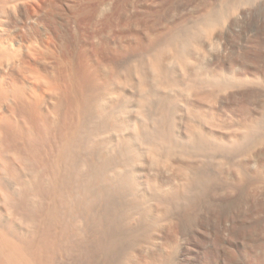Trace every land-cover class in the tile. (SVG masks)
<instances>
[{
    "label": "bare ground",
    "instance_id": "1",
    "mask_svg": "<svg viewBox=\"0 0 264 264\" xmlns=\"http://www.w3.org/2000/svg\"><path fill=\"white\" fill-rule=\"evenodd\" d=\"M248 1L226 2V7L222 9L219 7V10L207 8L202 22H198L200 24L197 26L193 25L195 27L192 26L194 29L191 28L192 32L189 31L191 36L185 37L186 39L179 38L178 33L175 32L177 29L172 31L176 25L174 26L172 21L166 20L162 24L164 28L162 29H166L162 33L163 37H160V34L157 38L147 41L142 47L149 64L142 61L139 68L136 67V71L134 69L132 71L129 68L132 58H129L131 61L128 60L130 44L124 35H119L113 44L106 46L119 62L114 64L99 63L98 65V63L86 60L80 68L73 58L65 59L61 55H55L48 43H37L32 40L15 42L2 38V31L6 26L3 21L4 17L18 9L23 0H0V228H2L0 231H4L5 237L8 235L7 238L11 236L20 241L28 238L27 235L35 230L30 226L33 223L30 218L29 221L32 223L28 222L29 215L26 217L22 211L25 210L22 209L24 205V208L31 206L29 202V205H26V201L29 199L24 197L26 201L23 202L24 200L20 199L21 202L15 194L17 189L23 190L24 193V190H28L32 182L36 180L33 179L37 173H43L44 178L51 180L54 189L58 187L63 189L59 192L58 188L56 191L60 194L53 196L54 193H52L50 196L53 198L61 196L59 201H61L62 209L60 212L62 211L61 215H65L61 217L65 220L68 219L66 224L70 222L68 225L72 226V231H70L71 229L68 231L69 228H66L68 226L64 224L63 227L61 224L63 230H67L66 238L69 237L68 233L74 232L79 236L82 231L85 233L83 224L85 217L81 211L85 209L84 206L89 210L88 218L91 230L97 231V228L93 227V225L96 226V213L92 214L95 208L94 202L99 199L96 198L98 190L95 189L96 192L94 190L96 186L100 191H106L105 194L114 193L116 197H119L117 199L125 198L126 201L120 200L121 203H117L113 211H109L107 214V217L112 220V223L115 222L116 226L113 229L115 231L114 239L112 238L113 243L105 242L106 240L104 243H97L99 246L91 252V255L96 256L98 252L105 255L111 246L115 251L119 250L121 243L126 242L128 243L127 249L123 251L122 259L117 264H160L165 262L168 256L156 251L135 250L134 246L140 244L141 241L143 244L144 238L146 241L148 238L149 242L154 241L155 237L159 235L158 227L165 222L171 221L172 223L174 220L173 222H177L178 225L182 224V218L177 212L180 201L187 202L186 204H189L191 209L195 208L200 200L199 196L190 198V200L185 196L195 177L196 180L202 177L201 172L194 171L192 161L199 158L201 152L205 153L202 149L227 152L225 151L227 149L221 148L219 142H224V146L225 140L226 143L230 141L232 145L239 143L237 134H220L221 132L217 133L218 131L214 130L217 128L212 127L216 126V120H219L220 116L226 114L227 111L219 101V96L232 87L254 83L257 72L251 68L231 69V74L226 76L224 73L223 75V67L217 62L219 56L216 50L220 48V45H217L216 39L221 38L220 35L226 23L234 22L232 20L238 12L245 13L243 4ZM230 66L232 63L229 64ZM131 74L137 76L143 90L142 87L139 88L140 90L138 89L139 91L131 90L133 80H131L133 78ZM176 85L190 86L186 87L187 91L182 94L180 90V92L175 91ZM196 96L197 98H195ZM191 113L192 115H190ZM193 113H196L197 116L194 114L196 117H193ZM150 118L156 121V127L159 129L157 132L160 134L156 133V136L153 134L155 136L153 138L158 137L159 140L150 139L152 134L148 135L149 137L145 134L147 130L149 131L147 127L150 125L147 126L146 120ZM248 120V122L239 121L238 123L242 129L244 128L243 135L245 137L247 132L250 135L249 131L252 130L251 133L257 134L254 140L255 145L252 144L260 145L264 140V126L263 129L261 125L258 128L257 125L259 126L261 123ZM207 121L212 123L211 127V124L207 127L209 124ZM168 122L173 125L169 126ZM217 126L221 128L224 125L217 124ZM242 147L245 148V146ZM253 147L245 148V152H249L250 156L253 155V160L251 157H247L249 160L244 159V162H237L239 160H235V157L231 158L238 175L241 173L240 175H244V177L254 176L257 171L262 170L261 155L264 150L253 149ZM229 150L228 148V153H230ZM245 152H241V154ZM219 155L222 156L221 153ZM203 156L205 157V155ZM203 156L201 158H204ZM32 163L36 165V168L31 167ZM82 170L85 172L81 173ZM198 176L199 179H197ZM243 178L241 179L242 183ZM72 180L74 183L76 181V187L69 184V181L72 183ZM49 183L50 181L48 185ZM100 195L102 196V194ZM51 208L50 210H52ZM48 212L50 214V211ZM97 218L99 217L97 216ZM130 220L135 221L136 230L124 227V223L130 222ZM102 222L99 224L101 225ZM130 226L135 227V225ZM113 227L112 225L111 228ZM98 231L102 236L106 230L102 229L104 232H101V229H98ZM97 232L93 231L96 235ZM165 235L169 237L168 234ZM74 237L77 239L75 235ZM94 237L95 235L92 238L94 239ZM49 238L46 239L49 240ZM79 238L83 239L82 236ZM103 238L105 239V237ZM80 239L79 241H82ZM99 239L97 241H100ZM8 240L3 241L8 242ZM14 242L18 244L17 241ZM3 245V248L6 247L5 244ZM13 245L14 249H19L17 251L22 252L20 244L17 247ZM9 247L11 246L9 245ZM35 248L37 250L39 247ZM12 249L7 248L8 253L5 252V255L9 256L6 258L10 264L20 260L17 257L20 253L17 254L15 253L17 251ZM40 251L36 252H39L38 254L41 256L44 251ZM68 252L70 255V250ZM38 254L34 256L40 263L42 257L37 256ZM13 256L18 259H12ZM24 257L26 260L20 256L24 260L21 259L23 264H34L31 258L28 259L26 255ZM105 257L107 258V256ZM33 258L35 259V257ZM51 260L54 263L56 257H52ZM63 260L65 261V259ZM20 262L17 261L19 264Z\"/></svg>",
    "mask_w": 264,
    "mask_h": 264
},
{
    "label": "rangeland",
    "instance_id": "2",
    "mask_svg": "<svg viewBox=\"0 0 264 264\" xmlns=\"http://www.w3.org/2000/svg\"><path fill=\"white\" fill-rule=\"evenodd\" d=\"M168 1L23 0L18 9L12 12L9 16L4 17L3 21L6 26L2 31L1 36L4 39L7 38L15 42H25L28 40H32L37 43H48L55 55H61L65 59L73 58L76 61L78 68H80V66L86 60L87 62L93 61L95 63H98V65L99 63L114 64L116 62H119V60L116 59V56L113 55L106 46L108 44H113L119 35H124L126 41L131 45L128 46V52H130L128 53V60L129 58H132L131 60L133 62L129 60L131 61L129 62V68L133 71V69L135 70L136 67L139 68L140 64H142V61L147 65L149 64L146 55L144 56L142 47L147 41H151L157 38L160 34V37H163L162 33L166 31V29L163 30L164 28L162 24L166 20L172 21L174 26L176 25V28L173 26L171 27H173V32L175 31L174 29L178 30H176L175 32L178 33L179 38L184 37V39H186L188 38V36H191V28L199 25L200 23L198 22H202L207 8H210L212 10H219V7H221V9L226 7L227 3L233 0ZM243 6L247 7H244L245 13H243L247 15H243L242 12H238L236 14V17L234 16L232 20L234 22H228V24L226 23L225 27L223 28L222 34L220 35L221 38L219 37L218 39H216L217 45H220V48L216 50V53L219 56L217 62H219V64H221L223 67V75L224 73L226 74V76H228V74H231V69L239 70L251 68L257 72L255 76V78H257L255 79L256 81H254V83L251 82L239 85V87H232L219 96V101L226 107L227 111L225 112L226 114H222L220 116V119L216 120V122L221 126L224 125L223 127L220 126L221 128H219L217 124L216 126H212V123L209 121H207L209 123L208 126L205 125L209 127V125L211 124L210 127L212 126L214 128H217L213 129L215 131H218L217 133L221 132L220 134H237V137H239L238 144H241L238 147V144H236V146L234 145V143L233 146L230 141H227L226 143L225 140V146L224 142H219V145L224 150L227 149L225 150L227 152L214 151L212 149L206 150L207 148H205V150L202 149V151H205V153L201 152L202 154L198 156L199 158L194 156L195 158H197L196 160H192L194 171L199 173L201 172L200 174L202 175L204 180L202 179V177H200L201 179H199V176L197 178L199 180H196L195 177V180L192 181L189 192H187L188 194H186L185 197L189 198L190 200V198L192 199L196 196H199L198 198H200V200L198 201V203L196 202L197 205L194 209H191L189 208V204H186L187 202L184 203L180 201L177 206V212L179 214V217L182 218V224L178 225L177 222H173L174 220L172 221V223L171 221L165 222L158 227L159 235L155 237L154 241L149 242L148 238L147 241L146 238H144L145 240H143L145 241V243L143 241L142 244L141 241L140 244L138 243L134 246L135 250L144 252L156 251L160 254L168 256V259L160 264H264V153L261 155V164L263 168L261 171H257L254 176L244 177V175H240L241 173L238 175L235 169L236 167H234L231 161V158L234 157L235 160H239L237 162H244V159H248L247 157H253L252 154L250 156L249 152H245V148L248 149L247 147H249L250 149L255 145L254 140L256 139L257 134L255 133L254 135L253 133H251V130L249 131L250 135H248L247 132V137H244V128L242 129V126L238 124L239 121L243 123L245 121L248 122V119H250L252 121L255 120L258 124L261 123L259 124V126L257 125L258 128L262 126L263 129L264 126V0H249L248 2L243 4ZM240 13L242 14V17H240ZM229 24L232 25L229 26ZM141 49L142 51H140ZM230 63H232V66H230L232 68L229 67ZM131 80L132 83H130L132 86V91L135 92L139 88L141 89V87L143 90V86L138 82L137 76L135 77L133 75V78H131ZM180 86H177L175 91H182V94H185V92L187 91L186 87L189 88L190 85ZM195 98H197V96ZM211 105L214 104L211 103ZM194 114L196 113H193V117L195 116ZM190 115H192V113ZM150 120H153L154 122ZM146 122L147 126L150 124L147 127L150 132L147 130L145 134H147V136H150L152 134L150 137L148 136L150 139L159 140L157 139L158 137L153 138L157 134H159V132H157L159 131V129H157L156 127V121L150 118L149 120L147 119ZM207 122H204V124H207ZM168 125L171 126L173 124L168 122ZM254 130L255 129H253V132H255ZM153 134L156 135L154 136ZM148 137H146L147 140H149ZM261 144H256L253 149L257 148L258 150H264V140ZM229 145L232 147H230ZM242 146H245V148ZM228 148L230 150L232 149L231 151L229 150L230 153H228ZM241 148L244 149L242 150ZM219 152L222 156L219 155ZM241 152H245L246 154H241ZM225 153L228 154L226 155ZM201 155H205L206 158L204 156L203 157L205 159L201 158ZM32 165V168H36V165L34 163H32ZM84 172L85 171L83 170L81 171V173ZM39 174L37 173V176H35L33 179H36L34 182H32V184L35 185L33 186L31 184L28 190H24V193L23 190H15V195L16 197H18L17 199H19V201H21L22 199L24 200V197L27 198V200L29 199L28 201H26V199L22 201H26V205L29 202L32 207L27 206V209L24 208L25 205L23 204L24 207L22 209L25 210L22 211H24L26 217L28 215L30 216L27 217L28 222L30 223L31 221H33V223L31 222L32 224L30 223V226L35 230H32L30 232L31 235L28 234V238L23 239L24 241L20 240L21 242L18 239H15V237L9 236V238H7L8 235L5 237L6 234L4 233V231H0V236L3 237H0V250L1 252H4H0V260L3 261H0V264H10L9 262H7L8 258H6L9 256H7L8 254L5 255V252L8 253L7 248H13L12 244H16V242L14 241H17L18 243L15 245V247L20 244L19 247L22 249V252H18L17 250L19 249H12L13 251H17L15 253H20V255L17 256L20 259L17 261H21L20 264L22 263V258L26 260V257H24L25 255L28 259L31 258L34 264H52V257H56V261L53 264H94L97 261H99L97 262V264L119 263V260L122 259L121 255L123 251H126L127 249L128 243L126 242H122L120 245V249H117L116 251L111 246V249L109 248L110 251L108 249L109 253L107 251V254L105 255L104 253L102 254L98 252L96 253V256H93L91 255V252L95 248H98L97 246L99 245H97V243H104L105 240V242L108 241L110 243H113L112 238L114 239L113 235H115V231L113 229L116 226L115 222L112 223V220L107 217V214L109 213V211H113L115 205L117 206V203H121L120 200L123 202V200L126 201V199H117L119 198L118 196L116 197L114 193L110 194L108 191L107 195V193L105 194L106 191H100L95 186L94 190H98L97 192L95 190L97 194L96 198L99 199L98 201L94 202L95 208L92 211V214L96 213V226L93 225V227L97 228V231L98 229H101V232H104L102 231V229L106 230L104 232L105 234L101 236V233L99 231L97 232L95 229L91 230L88 218L89 210L86 206H84L85 209H82L81 211H83V215L85 217L83 223L85 227V233L82 231L83 235H80L83 237V239H80V236L77 233L75 234L74 232L68 233L69 237L67 236V239L65 237L67 235V230L69 231L72 226L69 227L68 224L70 222L66 224V220L68 219L65 220V218L61 217L63 215H61L62 211L60 212V210L62 209V205L60 206L61 201H59L61 199V196H56V198L54 197L55 200L53 198L54 195L60 194L58 193V191H56L59 187L57 189H54V185L51 183V180H49L48 178H44L45 176L43 175V173ZM242 178L244 180H242L243 183L241 182ZM44 179L48 181H45ZM49 181L50 183L48 185ZM73 181L74 180H72V183L69 181V184L76 187V181L75 183ZM202 181L203 183L205 182L204 185ZM45 183L46 185H44ZM40 185H42L43 187ZM60 188L59 192L63 190L62 188L60 190ZM32 192H35L37 195ZM51 194L53 196H50ZM100 194H102V196ZM114 200L116 201L115 203ZM51 207H53L54 209H52ZM50 208L53 211L50 210ZM47 210L50 211V214H48L49 212ZM51 211L53 212L52 216ZM97 216L99 218H97ZM29 218L31 219V221H29ZM100 222H102L101 225L99 224ZM61 224H63V227L65 224L66 226H68L66 228L69 229L63 230ZM37 225L40 227H38ZM112 225L114 226L113 228H111ZM130 225H135V227L133 228V226L131 227ZM124 227L136 230V223L134 220H130V222L128 221V223L126 221L124 223ZM108 229L113 232L109 231ZM0 230H2V228H0ZM70 231H72V229ZM93 231L94 233L97 232L98 236L94 234ZM107 231H109V234L107 233ZM71 234L72 237H70ZM92 234L95 235L94 239L92 238L94 236H92ZM165 234H168L169 237H167ZM74 235L77 237V239L79 238L82 241H79V239L77 240ZM48 237H50L49 240L46 239ZM103 237H105V239ZM95 238L97 239L95 240ZM7 239H9L8 242L3 241ZM10 239L13 240V243ZM98 239L102 241H97ZM76 240L80 243H77ZM3 244H5L6 247L3 248ZM9 245L11 247H9ZM108 245L110 244L108 243ZM35 247H39L37 248L39 252H41L40 250H43L44 252L42 253L44 254L40 256V254H38L39 252H36L37 250H35ZM40 247L44 249H41ZM67 247V250H70V255H68L69 252L66 250ZM23 250H26L25 253ZM47 251L49 252V254ZM63 251H65L64 254ZM35 253L38 254L37 256L42 257L40 263H38L39 261L36 260L38 258L34 256L36 255ZM30 254H32L33 256ZM20 256L22 258H20ZM105 256H107V258ZM17 257L13 256L11 258L18 259ZM33 257H35V259ZM63 259H65V261ZM17 261L13 264H16Z\"/></svg>",
    "mask_w": 264,
    "mask_h": 264
}]
</instances>
